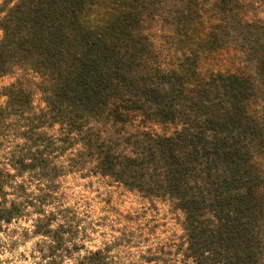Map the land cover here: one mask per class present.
Here are the masks:
<instances>
[{"label":"trees","instance_id":"16d2710c","mask_svg":"<svg viewBox=\"0 0 264 264\" xmlns=\"http://www.w3.org/2000/svg\"><path fill=\"white\" fill-rule=\"evenodd\" d=\"M257 6L264 0H0V79L11 78L0 84V264H14L11 246L28 237L26 264H124L111 249L140 235L85 246L89 225L59 199L69 174L109 178L182 213L181 257L149 247L144 263L264 264ZM225 47L246 74L202 75L201 55ZM20 220L30 222L11 227Z\"/></svg>","mask_w":264,"mask_h":264},{"label":"rangeland","instance_id":"374dc122","mask_svg":"<svg viewBox=\"0 0 264 264\" xmlns=\"http://www.w3.org/2000/svg\"><path fill=\"white\" fill-rule=\"evenodd\" d=\"M256 12L258 16L264 18V7L257 6ZM152 32L156 42L163 45V40L159 39V36L163 34L161 26L153 25ZM198 68L202 75L216 70L242 75L248 70L241 61L240 55L231 47L203 53ZM10 80L8 76L3 77L0 79V84ZM34 93L35 104H39V94L36 90ZM148 127L164 135L172 133L175 129L172 124H150ZM60 181L62 197L59 199L67 206L75 208L84 223L89 225L88 236L84 241L85 246L95 248L102 246L103 242L121 243L120 237L132 233L139 234L140 237L133 238L128 245L111 249V253L124 264H155L140 260V256L145 254V250L149 247L155 250L163 247L164 251L170 249V255H166L170 259L173 253V257L175 255L178 258L181 257V251L185 246L181 226L183 215L169 201L143 197L101 176L69 174ZM29 222L20 220L11 227L16 225L27 227ZM25 240V242L19 240V243L11 246L14 264L27 263L22 260L20 253L28 254L37 237H28Z\"/></svg>","mask_w":264,"mask_h":264}]
</instances>
